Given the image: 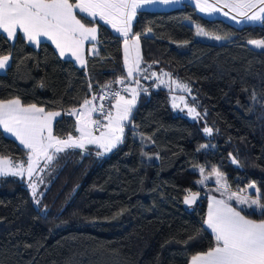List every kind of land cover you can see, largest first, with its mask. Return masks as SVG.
I'll return each mask as SVG.
<instances>
[{
	"label": "trees",
	"instance_id": "1",
	"mask_svg": "<svg viewBox=\"0 0 264 264\" xmlns=\"http://www.w3.org/2000/svg\"><path fill=\"white\" fill-rule=\"evenodd\" d=\"M89 21L100 50L86 69L46 42L0 35V56L10 57L0 100L60 112L53 134L62 139L76 135L66 113L125 77L120 38ZM192 25L225 42L198 40ZM131 34H139L142 64L187 85L200 120L175 114L168 91L145 83L108 155L95 146L56 153L35 199L21 179L0 177V264H189L216 244L203 226L206 199L191 211L183 205L188 194H204L198 166L205 175L215 168L233 192L255 183L250 194L264 203V48L249 43L264 40V19L237 27L184 4L139 11ZM0 157L27 164V151L1 130ZM241 212L264 220L258 210Z\"/></svg>",
	"mask_w": 264,
	"mask_h": 264
},
{
	"label": "snow or ice",
	"instance_id": "2",
	"mask_svg": "<svg viewBox=\"0 0 264 264\" xmlns=\"http://www.w3.org/2000/svg\"><path fill=\"white\" fill-rule=\"evenodd\" d=\"M174 2L175 0H0V34H6L12 40L19 32L27 42L35 45L40 44L42 37L47 38L62 57L66 52L71 53L83 65L84 41L97 39V27H89L83 21L90 17L92 19L89 23H95L98 18L124 38V66L128 78L131 79L141 71L140 37L139 34L130 35L134 18L146 7ZM197 7L202 12L216 10L207 0L203 4L201 0H197ZM225 7L235 8L247 20L264 19V0H234L232 4H225ZM76 10L84 16L78 18ZM205 34L202 29H198L197 35ZM249 43L264 48V40H251ZM9 59L8 55L0 56V70L8 66ZM152 75L156 76V73ZM157 79L164 83L160 77ZM116 83L123 84L124 81L118 79ZM171 83L182 90H188L187 85L177 81ZM124 91H130L132 99H126L119 92L112 93L116 97V103L112 106L116 112L115 115L112 112L107 114L106 124L91 118V113L96 109L88 107L92 103L88 99L84 100L79 110L72 109L68 112V115L77 117L76 132L80 135L74 137L69 134L67 139L53 134V121L61 115L60 112H49L35 104L24 106L19 98L0 100V128L4 133L15 137L28 150L27 167L23 162L14 164L10 159L0 157V175L23 176L27 173L31 178L35 172L43 171L40 167L41 161L47 167L56 158V153L64 152L68 148L84 150L87 144H96L105 152L116 148L122 143L124 121L129 119L136 101V89L125 88ZM173 106L176 107L175 104ZM188 113L199 115L195 107L188 108ZM101 127L104 130L99 136H94L93 131ZM203 130L209 135L212 131L208 127ZM232 163L238 164V161L233 158ZM200 170L203 173L204 169ZM213 172L219 183L221 173L215 168ZM29 187L35 196V185L29 183ZM248 187L256 189L255 183ZM256 191L259 192V189ZM196 196V193H190L185 198V203H193ZM236 200L239 204H247L253 213L258 210L264 215V203L259 197L250 199L236 196ZM241 211L226 201L210 198L208 217L204 223L211 229L216 244L207 252L192 256L190 264H264V220L248 219Z\"/></svg>",
	"mask_w": 264,
	"mask_h": 264
},
{
	"label": "rangeland",
	"instance_id": "3",
	"mask_svg": "<svg viewBox=\"0 0 264 264\" xmlns=\"http://www.w3.org/2000/svg\"><path fill=\"white\" fill-rule=\"evenodd\" d=\"M203 2H204V0H201L202 4H203ZM233 2H234V0H207V3L214 5L216 10H208V11L202 12L197 7V0H175L174 3H171L169 5L156 4L154 6L146 7L140 11H168L171 9L181 7L184 4H188L192 7H194L197 13H199L200 15H202L208 19H221V20H224V21H226V22H228L234 26H237V27L242 26V25H247V24L255 25V24L260 23L261 20L251 21V20L245 19L243 16L239 15L238 11L235 8L225 7V4H232ZM258 8H259V5L257 6L256 10H258ZM250 14H251V12H249V15ZM133 22H134V20H133ZM194 28H195L196 34H197V31L200 28L198 26H195V25H194ZM197 39L200 41H203V42H210V43H217V44L225 42V40H223V39H220V38L217 39V37L210 36L207 34L197 35ZM253 46L256 47L255 45H253ZM152 66L153 65H149V68L146 70L147 74H145L143 76V80H145V81L143 82L140 79V82H138L134 88V89H136V99H137L139 89L145 88L144 87L145 83H150L154 88H161V89L168 91L169 98H170V104H171L172 109H173L175 114L181 115V116H183V117H185L191 121L200 120V117H201L200 115L193 116V115H189V113H188V108L193 107L189 101V99L192 98L190 95L189 88H188V90H182L181 88L177 87L175 84L171 83V81L179 82L178 80L172 78L169 73H168L169 75H163V73H167V72L153 70ZM152 73H156V76H153ZM138 75H139V73L135 74L134 76L138 77ZM127 77H128V75H127ZM157 77H160L164 81V83H161L160 80L157 79ZM179 83H181V82H179ZM128 89H132V87L131 88L128 87ZM122 90H123L124 94H126L128 92V91H124V87ZM110 91H112V90H107L106 92L109 93ZM106 92H104V94ZM112 92L115 93V92H119V91H112ZM120 95H123V94L120 93ZM131 95L132 94L130 93V96H128L129 98L131 97L130 99H132ZM100 97H101V95L96 97L95 99H93L94 102L91 103V107L92 108L93 107L98 108V114H99L100 118L103 119L101 121V124H106L107 123L106 116L109 112L113 111L112 106L116 101V97L114 95H109L108 98H104V99H100ZM181 98H183V100H181ZM135 103H136V101H135ZM174 104L176 105V107L173 106ZM88 107L90 108V105ZM133 107H132V109H133ZM112 114L115 115V113H112ZM100 118L97 117V119H99V120H100ZM103 130L104 129L101 127L99 130L93 131V135L99 136L100 132ZM203 133L206 137L209 136V134H206L204 131H203ZM88 146L98 147L96 144H87L85 147H88ZM207 147H210V146H207ZM98 148L100 150L101 155H104V156L108 155L111 151H113L115 149V148H113L111 151L105 152L102 148H100V147H98ZM27 154H28V152H27ZM24 166L27 167V164ZM48 166L45 167L44 162L41 161L40 167L43 168V171L35 172L31 178L28 177L27 173H25L23 176H13V175L9 174V175H0V177L7 176V177H14V178L21 179L25 183V186L28 188V191L30 192L32 198L35 199L40 188L42 187V185L47 180V176H49V173L47 171ZM201 168L202 167H199V166L194 168V170L200 175V179L198 180L197 184L201 185L203 190H204V194L202 196H200V199L201 198L206 199V197L210 196V195L221 196L224 199H226L229 203H233L234 205H236L239 209H241L243 211H252V209H250L247 204L237 203L236 196H239L241 198L248 197L250 199H256L257 197L250 194V193L254 192V189H250L248 187L247 190H240L238 192H233L229 188H227L225 178L222 175H221L219 183H218L217 182V176L215 174L205 175L204 171H203V173L201 172V170H200ZM29 183H32L35 185V189H36V195L35 196H33L32 189L29 187ZM233 194H235V195H233ZM229 197H231V199Z\"/></svg>",
	"mask_w": 264,
	"mask_h": 264
},
{
	"label": "crops",
	"instance_id": "4",
	"mask_svg": "<svg viewBox=\"0 0 264 264\" xmlns=\"http://www.w3.org/2000/svg\"><path fill=\"white\" fill-rule=\"evenodd\" d=\"M74 2H75V0H74ZM77 11V13H78V10H76ZM79 16H84V14H81V13H78V18H80ZM88 20H91L92 18H87ZM97 21L98 22H100V23H102V24H104L103 23V21H99L98 20V18H97ZM104 25H106V24H104ZM87 26H89V27H92V26H94V25H87ZM115 35H117L119 38H120V40H121V47H122V57H123V67H124V71H125V77L124 78H122L123 79V81H124V83L123 84H118V83H114V84H109V85H111V87H108V88H104L103 90H101L100 91V93H99V95L100 94H103L104 92H106L107 90H112V91H119L121 94H123V95H121V96H123V97H125L126 99H129L130 100V98L128 97V96H130V91H128L126 94H124L123 93V87H124V89L125 88H128V87H132V89H134L135 88V86H136V84H137V81L138 82H140V79H141V81H145V80H143V76L145 75V74H147L146 73V70L149 68V65H144V64H142V61H141V64H140V69H141V71L139 72V75H138V77H136V76H134L133 78H131V79H129L128 77H127V75H128V73H127V70H126V68H125V66H124V38L122 37V36H120V34L119 33H117V32H115V30L114 29H112L111 28V26L110 25H106ZM96 27V26H95ZM192 27L194 28V26L192 25ZM195 29V28H194ZM195 33H196V30H195ZM0 35H3L4 37H6V39L9 41V42H13L15 39H16V37L18 36V35H20V36H22L23 37V34L22 33H19L18 32V35L14 38V39H12V40H9L8 38H7V35L6 34H0ZM130 35H132V34H130ZM146 36H150L151 34H150V32H146V34H145ZM24 38V37H23ZM196 38H197V34H196ZM25 39V38H24ZM26 40V39H25ZM26 42H27V40H26ZM41 42H46V43H48L53 49H54V51L56 52V54H57V56L60 58V59H62V60H70L71 62H73V64L76 66V67H78L79 69H86V61H87V58L88 57H95V56H98V54H99V50H100V44H99V41H98V30H97V39L95 40V41H92V40H85L84 41V44H83V51H82V58H83V60H84V64L82 65L79 61H77L76 60V58L75 57H73L72 55H71V53H68V52H66L65 53V56H61L60 55V52H59V50H57L56 49V47H55V45L54 44H52V42L50 41V40H47V38H41ZM40 42V43H41ZM29 45H31L32 47H36L37 45H35V44H31V43H29V42H27ZM139 52H140V46H139ZM140 56H141V54H140ZM9 62H10V59H9ZM9 62H8V65H9ZM7 68V67H6ZM5 68V69H6ZM5 69H2V70H0V74L1 73H3L4 71H5ZM142 76V77H141ZM142 83V82H141ZM132 94V93H131ZM98 95H94V96H92L89 100L90 101H92V102H94V100H93V97H97ZM132 96V95H131ZM115 103H116V101H115ZM114 103V104H115ZM113 104V105H114ZM90 108H92L91 107V104H90ZM112 113H115L116 112V110L114 109V108H112ZM132 111V110H131ZM70 112V111H69ZM131 114V113H130ZM66 115H68V113H66ZM68 116H72V115H68ZM130 116V115H129ZM60 116H58V117H56L55 119H54V121H53V125H54V122L56 121V119H58ZM73 117V116H72ZM91 117H92V119L94 120V119H96V116H95V112L93 111L92 113H91ZM103 120V119H102ZM126 121H124V123H125ZM0 130L2 131V133L6 136V137H9V138H11V139H13L20 147H22L25 151H27L28 152V150L27 149H25L24 147H23V145H21L20 143H19V141L18 140H16L15 139V137H13V136H11L10 134H7V133H4V131H3V129L2 128H0ZM75 132H76V128H75ZM80 134L78 133V132H76V135L74 136V137H78ZM65 139H67V137L65 138ZM89 147V146H88ZM96 147V146H95ZM86 148V147H85ZM98 148V147H97ZM71 149H78V148H71ZM99 149V148H98ZM210 198H212V199H214V200H223V201H226L229 205H231V203H229L226 199H224L223 197H221V196H216V195H210V196H207L206 197V211H205V218H204V221L207 219V217H208V211H209V203H210ZM232 206V205H231ZM233 208H235L234 206H232ZM235 209H237V208H235ZM238 210V209H237ZM241 214L242 215H244L242 212H241ZM246 218H248V217H246ZM248 219H251V218H248ZM254 220V219H253ZM256 221H259V220H256ZM203 226H204V228L208 231V233L212 236V238L214 239V241H215V238H214V235H213V233H212V231H211V229H209V228H207V225L205 224V223H203ZM215 243H216V241H215ZM190 261H191V259H190ZM189 264H190V262H189Z\"/></svg>",
	"mask_w": 264,
	"mask_h": 264
},
{
	"label": "water",
	"instance_id": "5",
	"mask_svg": "<svg viewBox=\"0 0 264 264\" xmlns=\"http://www.w3.org/2000/svg\"><path fill=\"white\" fill-rule=\"evenodd\" d=\"M195 193L197 194L196 199H195V201H194L193 203H191V204H187V203H185V198H186L187 196H189L190 194H188L187 196H185V197L183 198V205H184V207H185L188 211H191L192 208H193V206H194V205L198 202V200L200 199V194L197 193V192H195Z\"/></svg>",
	"mask_w": 264,
	"mask_h": 264
},
{
	"label": "built area",
	"instance_id": "6",
	"mask_svg": "<svg viewBox=\"0 0 264 264\" xmlns=\"http://www.w3.org/2000/svg\"><path fill=\"white\" fill-rule=\"evenodd\" d=\"M112 93H113V92H112V91H110L109 93H107V92H106L105 94L103 93V94H100V95H101V96H103V97H105V98H108V96H109V95H112ZM100 95H98V96H100ZM98 96H97V97H98ZM93 108H95V109H96V110L94 111V112H95L96 119H94V120H98V121H100V122H101V121H102V119L100 118V116H99V114H98V108H96V107H93ZM78 110H79V109H78ZM97 117H99V118H100V120H99V119H97ZM73 118H74L75 120H77V117H76V116H73ZM99 129H100V128H99Z\"/></svg>",
	"mask_w": 264,
	"mask_h": 264
}]
</instances>
